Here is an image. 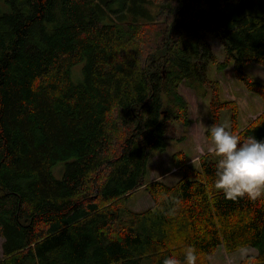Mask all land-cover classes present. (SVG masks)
<instances>
[{"label":"trees","instance_id":"trees-1","mask_svg":"<svg viewBox=\"0 0 264 264\" xmlns=\"http://www.w3.org/2000/svg\"><path fill=\"white\" fill-rule=\"evenodd\" d=\"M3 2L0 264H163L189 245L198 264L219 246L255 248L252 264H264V198L227 199L215 186L214 152L197 167L174 154L182 173L174 185L145 179L169 125L191 122L181 84L210 95L208 127L230 109V131L264 139V110L239 128L237 102L223 101L208 77L209 65L232 64L264 104V83L244 70L264 67V0ZM141 188L152 204L131 210Z\"/></svg>","mask_w":264,"mask_h":264},{"label":"rangeland","instance_id":"rangeland-1","mask_svg":"<svg viewBox=\"0 0 264 264\" xmlns=\"http://www.w3.org/2000/svg\"><path fill=\"white\" fill-rule=\"evenodd\" d=\"M9 11V7L0 0V15ZM208 41L221 62L224 59L223 47L221 43L208 37ZM82 64L74 66V81H78L79 72ZM245 72L252 76L256 81L264 83V67L258 64H248L245 66ZM208 77L219 83L222 92L223 101H235L239 107V128H243L249 122L256 119L264 110L263 101L259 96L246 90L239 82L233 72V65L230 64L225 70L218 71L215 66L209 65ZM180 94L189 104L190 124L184 127L180 122H173L169 125L166 133L167 148L164 153H155L148 166L146 181H153L155 178L161 179L164 183L174 185L181 177L180 164L174 157L176 153H183L188 163L197 167L199 158L205 153L213 152L210 137L205 134L204 127H208L211 117L209 109L210 95L200 98L194 90L184 84L179 86ZM231 110L225 109L221 114V124L227 123L230 129ZM65 170V163H60L53 168V175L56 179H62ZM158 180V179H155ZM161 182V181H160ZM151 204V198L143 188L134 191L128 200V207L134 211H142ZM131 207H134L131 208ZM3 238L0 236V258L2 257ZM248 256L255 255L257 249L245 247ZM243 249V248H242ZM244 261L241 256V249L228 254L222 246H219L215 253L210 257L209 264H240ZM142 264H153V260L145 259Z\"/></svg>","mask_w":264,"mask_h":264},{"label":"clouds","instance_id":"clouds-1","mask_svg":"<svg viewBox=\"0 0 264 264\" xmlns=\"http://www.w3.org/2000/svg\"><path fill=\"white\" fill-rule=\"evenodd\" d=\"M204 129L217 157L215 186L233 201L264 198V139L253 135L242 138L230 131L227 123H214ZM241 256L248 259L249 264L255 259L248 256L246 248L241 249ZM198 261L196 248L189 245L183 250V259L171 255L163 264H198Z\"/></svg>","mask_w":264,"mask_h":264},{"label":"crops","instance_id":"crops-1","mask_svg":"<svg viewBox=\"0 0 264 264\" xmlns=\"http://www.w3.org/2000/svg\"><path fill=\"white\" fill-rule=\"evenodd\" d=\"M155 179H158V180L162 181V180H161V179H159V178H155ZM155 179H154V180H155ZM151 204H152V201H151ZM151 204H149V205H151ZM131 208H133V209H134V207H131Z\"/></svg>","mask_w":264,"mask_h":264}]
</instances>
